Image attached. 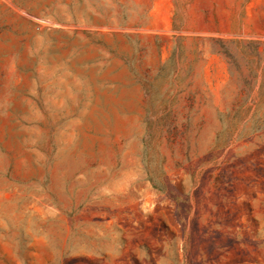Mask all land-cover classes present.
Returning <instances> with one entry per match:
<instances>
[{"label":"rangeland","instance_id":"374dc122","mask_svg":"<svg viewBox=\"0 0 264 264\" xmlns=\"http://www.w3.org/2000/svg\"><path fill=\"white\" fill-rule=\"evenodd\" d=\"M0 264H264V0H0Z\"/></svg>","mask_w":264,"mask_h":264}]
</instances>
